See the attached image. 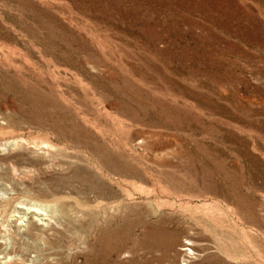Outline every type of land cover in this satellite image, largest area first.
I'll use <instances>...</instances> for the list:
<instances>
[{
	"label": "rangeland",
	"instance_id": "obj_1",
	"mask_svg": "<svg viewBox=\"0 0 264 264\" xmlns=\"http://www.w3.org/2000/svg\"><path fill=\"white\" fill-rule=\"evenodd\" d=\"M87 263L264 264V0H0V264Z\"/></svg>",
	"mask_w": 264,
	"mask_h": 264
},
{
	"label": "bare ground",
	"instance_id": "obj_2",
	"mask_svg": "<svg viewBox=\"0 0 264 264\" xmlns=\"http://www.w3.org/2000/svg\"><path fill=\"white\" fill-rule=\"evenodd\" d=\"M48 147V146H47ZM62 209H64V208H62ZM66 213V212H65ZM33 227V226H32ZM88 264V263H87Z\"/></svg>",
	"mask_w": 264,
	"mask_h": 264
}]
</instances>
